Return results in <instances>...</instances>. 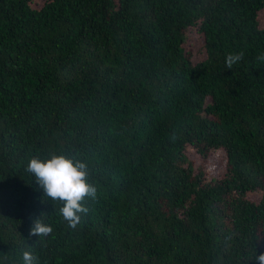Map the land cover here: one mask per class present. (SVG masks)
I'll use <instances>...</instances> for the list:
<instances>
[{
    "label": "trees",
    "instance_id": "1",
    "mask_svg": "<svg viewBox=\"0 0 264 264\" xmlns=\"http://www.w3.org/2000/svg\"><path fill=\"white\" fill-rule=\"evenodd\" d=\"M33 1L0 0V264H256L264 0ZM53 154L98 188L74 230L24 171Z\"/></svg>",
    "mask_w": 264,
    "mask_h": 264
},
{
    "label": "clouds",
    "instance_id": "2",
    "mask_svg": "<svg viewBox=\"0 0 264 264\" xmlns=\"http://www.w3.org/2000/svg\"><path fill=\"white\" fill-rule=\"evenodd\" d=\"M243 56V52L228 53L226 67L231 69ZM257 60L264 61V53L258 55ZM24 171L34 178L47 199L61 205L57 214L70 229H76L81 223L82 215L86 216L91 211L84 203L85 199L95 200L98 197V188L89 181L88 164L84 160L69 158L63 154H53L47 159L33 156L27 161ZM52 232L53 227L50 224L37 218L33 221L29 234L43 239ZM248 260H254L256 264H264V253L257 254L255 251ZM22 264H40V258L24 250Z\"/></svg>",
    "mask_w": 264,
    "mask_h": 264
},
{
    "label": "rangeland",
    "instance_id": "3",
    "mask_svg": "<svg viewBox=\"0 0 264 264\" xmlns=\"http://www.w3.org/2000/svg\"><path fill=\"white\" fill-rule=\"evenodd\" d=\"M33 7L35 8H38L41 6V0H34L33 3H32ZM195 44L192 46L193 47V50L195 51L196 49H198V45H199V41L197 40V42H194ZM212 153L214 154V157H212L209 161H208V171H209V174H215L217 173L218 170H221L220 169V162L218 161V157L217 155L219 154V151L218 150H212Z\"/></svg>",
    "mask_w": 264,
    "mask_h": 264
}]
</instances>
